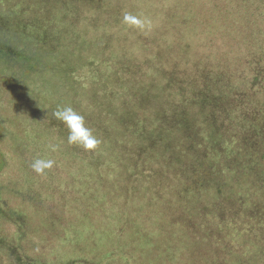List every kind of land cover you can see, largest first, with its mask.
I'll return each instance as SVG.
<instances>
[{"label":"trees","instance_id":"16d2710c","mask_svg":"<svg viewBox=\"0 0 264 264\" xmlns=\"http://www.w3.org/2000/svg\"><path fill=\"white\" fill-rule=\"evenodd\" d=\"M150 182L179 183L170 226ZM197 234L202 263L264 264V0H0V264H180Z\"/></svg>","mask_w":264,"mask_h":264},{"label":"rangeland","instance_id":"374dc122","mask_svg":"<svg viewBox=\"0 0 264 264\" xmlns=\"http://www.w3.org/2000/svg\"><path fill=\"white\" fill-rule=\"evenodd\" d=\"M86 119L89 121L90 125H91V123L94 124V122H95L92 118H89L88 116H86ZM230 120L231 119H229L228 122ZM111 136L113 138L115 136V133H112ZM117 151H120V150L117 149ZM122 161H123V159H121V162ZM124 169H125L124 166L116 167V172L113 174V176L116 179H118L119 181H122V182L125 181L123 178L124 177V173H123ZM89 182H91V179H89ZM179 189H180L179 183L173 184V182H168V183H165V185H163L162 183H158V182H150V183H146L145 185L142 184L140 186L139 190H137L136 194L138 196L141 193H145L146 196H149V198H151V208L157 217V219L154 222L156 227L170 226L172 224L171 222L165 221L163 219L168 214L167 210L172 207L168 201L173 197V194L177 190L180 191ZM93 191H94V188H93ZM138 196L133 197V199H132L133 203H136ZM225 207L230 208V206H227V205ZM100 213L101 212L97 213L96 218H98V219L102 218L103 219L104 215H101ZM52 214H57L54 209L52 210ZM185 214H188V212H185L183 214V208H182V213L179 214V216L177 217V221L175 222L177 224L176 230H175L176 233L182 232V225H183V222L185 220V217H184ZM184 224H185L184 229L186 227L188 228L190 225L186 221L184 222ZM197 224H200V223H197ZM31 225H32V227L36 228L38 226L37 220L32 222ZM200 226H201V224H200ZM155 233L156 232H153L151 234L154 235ZM201 236H202L201 234H197L195 237L201 239ZM177 239L179 241V238H177ZM188 242H189V240H185L184 241V243H186L185 245L188 246ZM195 243L200 244V241H195ZM210 251H212V244L209 243V241L202 240V242L199 246L184 248V255L181 258H179L180 264L182 262L183 263L187 262V260H188L189 264H205V263H202L199 259H205V261H207L208 258L214 254V251L216 252V257H217V251L216 250H214L211 255L208 253ZM200 253H201V255H200ZM179 259H178V261H179Z\"/></svg>","mask_w":264,"mask_h":264},{"label":"clouds","instance_id":"9594fccd","mask_svg":"<svg viewBox=\"0 0 264 264\" xmlns=\"http://www.w3.org/2000/svg\"><path fill=\"white\" fill-rule=\"evenodd\" d=\"M124 22L138 27L144 26V21L125 14ZM55 120L59 121L67 129V143L82 147L85 151L94 149L99 140L93 130L87 125L85 117L71 105H58L52 112ZM53 150H55L53 146ZM55 161L51 159L37 158L31 167L37 174H43L46 169H51Z\"/></svg>","mask_w":264,"mask_h":264}]
</instances>
